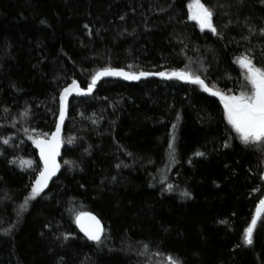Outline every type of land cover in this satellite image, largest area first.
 <instances>
[{"label": "trees", "instance_id": "1", "mask_svg": "<svg viewBox=\"0 0 264 264\" xmlns=\"http://www.w3.org/2000/svg\"><path fill=\"white\" fill-rule=\"evenodd\" d=\"M190 1L0 0V264H264V217L253 244L243 238L263 196L264 146L242 144L218 98L174 77L108 76L72 93L60 172L17 214L40 168L28 137L56 129L73 80L86 89L106 67L185 70L213 91L246 90L235 61L264 67V0H202L218 34L188 19ZM26 157L32 168L10 163ZM85 211L104 225L100 244L75 224Z\"/></svg>", "mask_w": 264, "mask_h": 264}, {"label": "snow or ice", "instance_id": "2", "mask_svg": "<svg viewBox=\"0 0 264 264\" xmlns=\"http://www.w3.org/2000/svg\"><path fill=\"white\" fill-rule=\"evenodd\" d=\"M188 8V19L196 21L199 25L200 30H209L213 34H218L217 28L213 24L214 10L202 0H191L187 5ZM124 17H121L123 19ZM44 23V21H41ZM231 23V22H229ZM87 29L88 25H84ZM251 32L252 29H249ZM261 35H264V28L260 29ZM247 39V37H244ZM239 64L240 68L243 70V77L245 80V85L242 86L243 89L238 94H228L221 91H213L200 76L194 75L193 73L185 70H173L171 72H158L150 73L145 71L140 72H126L123 69L106 67L97 71L91 78V82L87 85L86 89L80 87L76 80H73L71 84L65 87L60 94V107H59V122L56 124L55 132L50 134L41 133L35 136H29L28 138L32 140L33 144L37 149H39V157L42 162V168H39L37 175L31 183V192L25 197L24 203L20 205L21 212L26 210V206L29 200H35L44 190L48 187L49 181L59 172L61 165L58 162V157L60 156L61 147L64 141L61 137L62 125L66 119L67 114V99L72 94L75 93L81 96L91 95L95 89L98 81L102 77L115 76L122 77L124 80H139L141 77H148L150 75H158L160 77L166 78H176L182 81H187L192 84L200 85L205 92H210L212 96L219 97L220 102L223 105L224 119L227 122L230 130L236 134L240 142L244 145L260 144L264 146V67H257L253 62V59L247 54L238 57L235 61ZM129 68L132 65L128 66ZM231 93V90H229ZM7 111V109H5ZM23 115H27V110ZM175 128V125H173ZM27 131V129H25ZM173 137V142H174ZM73 142L72 138L68 140V143ZM4 144H8L9 140H3ZM171 152L169 153L170 160H175V149L174 143H169L168 145ZM223 147H229L228 143H224ZM129 155H131L129 153ZM197 157H203L204 152L197 151L194 154ZM10 163L18 164V166L23 170L25 168H32L33 161L19 159L10 161ZM64 164L71 165L72 162L65 160ZM119 167V165H117ZM264 180V176H261ZM173 185L168 184L166 191H172ZM184 197H189L188 192L181 193ZM264 217V198L259 200L256 205L255 213L251 217V221L248 226L244 229L243 238L244 243L247 245L253 244V234L256 230L257 223ZM75 222L79 227L80 231L89 240L96 244L101 243V238L104 233V227L101 221L97 219L90 212H79L76 214ZM223 223V221H222ZM5 235L8 234L6 231ZM67 240L68 236H64ZM145 250L148 246L144 245ZM168 264H181L178 259L168 256Z\"/></svg>", "mask_w": 264, "mask_h": 264}, {"label": "water", "instance_id": "3", "mask_svg": "<svg viewBox=\"0 0 264 264\" xmlns=\"http://www.w3.org/2000/svg\"><path fill=\"white\" fill-rule=\"evenodd\" d=\"M209 94H210V92H208ZM214 97H216V96H214ZM216 98H218L219 99V97H216ZM53 132H55V130L54 131H52L51 133H53ZM50 133V134H51ZM50 134H49V137H50ZM62 148V147H61ZM35 150H36V155H37V158H38V161H39V163H40V168H42V162L40 161V157H39V149H37L36 147H35ZM60 154H61V152H60ZM58 159V162L60 163V156L57 158ZM61 169V168H60ZM59 172H60V170H59ZM59 172H57V174L49 181V185H50V183L58 176V174H59ZM262 176H264V172H263V174H262ZM262 182H263V196H262V198H264V180H262ZM48 185V186H49ZM48 188V187H47ZM46 188V189H47ZM259 203V202H258ZM257 203V204H258ZM256 204V205H257ZM255 209H256V207H255ZM85 212H90V211H85ZM90 213H92V212H90ZM255 213V212H254ZM93 214V213H92ZM94 216H96L95 214H93ZM97 217V216H96ZM97 219H99L98 217H97ZM75 224H76V222H75ZM101 224L103 225V223L101 222ZM76 226H77V224H76ZM103 227H104V225H103ZM77 228L79 229V227L77 226ZM79 231H80V229H79ZM81 232V231H80ZM82 233V232H81ZM83 234V233H82ZM84 235V234H83Z\"/></svg>", "mask_w": 264, "mask_h": 264}, {"label": "rangeland", "instance_id": "4", "mask_svg": "<svg viewBox=\"0 0 264 264\" xmlns=\"http://www.w3.org/2000/svg\"><path fill=\"white\" fill-rule=\"evenodd\" d=\"M191 2V1H190ZM189 2V3H190ZM188 5V4H187ZM187 12H188V8H187ZM191 21H193V20H191ZM193 22H195L196 23V21H193ZM196 25H197V27L200 29V27H199V25L196 23ZM205 30H207V29H205ZM25 160H31V161H33L31 158H29V157H26V158H24Z\"/></svg>", "mask_w": 264, "mask_h": 264}]
</instances>
